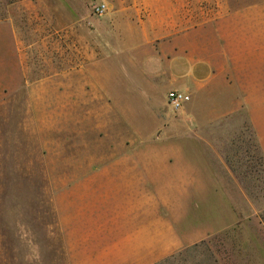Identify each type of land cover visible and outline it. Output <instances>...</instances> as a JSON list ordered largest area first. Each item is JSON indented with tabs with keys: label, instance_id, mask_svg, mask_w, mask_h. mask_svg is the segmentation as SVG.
Wrapping results in <instances>:
<instances>
[{
	"label": "rangeland",
	"instance_id": "rangeland-1",
	"mask_svg": "<svg viewBox=\"0 0 264 264\" xmlns=\"http://www.w3.org/2000/svg\"><path fill=\"white\" fill-rule=\"evenodd\" d=\"M256 1L227 2L236 9ZM224 2L0 0V34H8L2 41L0 35V264H69L66 249L78 241L65 240L69 220L57 213L66 186L94 179L96 169L111 167V157L125 169L135 157L141 172L136 183L151 188L160 159L174 153L199 174L172 192L169 207L149 211L153 221L157 212L170 221L181 245L158 264H264V159L245 115L210 121L205 98L198 107L203 126L192 122L183 115L191 99L173 111L169 84L152 81L150 88L141 65L160 41L161 5L183 14L190 26L223 14ZM99 4L106 6L102 16L94 14ZM18 35L34 45L25 51L31 60L39 48L47 58L55 45L57 59L70 50L71 87L87 103L82 98L64 108L62 80L24 71ZM101 153L110 157L103 165ZM80 168L90 175L74 174ZM109 171L105 180H122L124 172ZM146 227L152 235L155 224ZM149 241L152 247L164 243Z\"/></svg>",
	"mask_w": 264,
	"mask_h": 264
},
{
	"label": "crops",
	"instance_id": "crops-1",
	"mask_svg": "<svg viewBox=\"0 0 264 264\" xmlns=\"http://www.w3.org/2000/svg\"><path fill=\"white\" fill-rule=\"evenodd\" d=\"M227 1L223 14L204 24L194 22L193 18L190 26H184L187 20L183 14L176 10L175 16L167 5H161L158 10L160 41L150 61L141 64L146 74L144 78L150 81V88H154L152 81L158 83L154 84L157 87L165 81L170 91L187 95L191 104L183 115L201 126L204 117L198 107L205 98L210 121L244 114L264 159V0L236 9L230 8ZM0 35L1 41L2 35L8 36L2 29ZM66 40H69V32L65 30L64 43ZM148 40L145 37L146 45ZM33 46L18 35V54L24 71L29 75H54L53 81L62 80L64 108L81 103L82 98L83 103H87L82 91L75 93L71 87V51L64 48L63 53L60 52L63 57L57 59L53 45L46 58L39 48L37 59L31 60L25 51ZM98 157L102 165L110 158L102 153ZM196 157L200 159L199 155H192L191 159ZM111 159V167L96 169L91 174L95 178L89 182L67 185L63 209L57 206V213L69 220L65 240L78 241L74 248L66 249L70 254L69 264H158L181 245L176 243L179 237L169 226L170 221L159 212L153 221L149 211L153 207L158 211L160 205L169 207L172 192L178 191L180 186L186 188L187 177L193 179L199 173L191 174L182 162L183 157L174 153L160 159L159 178L157 182L151 180L154 186L142 187L136 183L141 173L137 158L129 157L126 169L123 161ZM111 169L124 172L122 180L119 177L105 180ZM73 171L82 176L90 175L88 169ZM102 181L105 183H100ZM108 208H111L110 213ZM153 223L155 230L151 235L146 230L152 227L146 224ZM137 225L138 232L134 230ZM146 234H149L147 238ZM152 237L164 241L163 246L152 247L149 241Z\"/></svg>",
	"mask_w": 264,
	"mask_h": 264
},
{
	"label": "built area",
	"instance_id": "built-area-1",
	"mask_svg": "<svg viewBox=\"0 0 264 264\" xmlns=\"http://www.w3.org/2000/svg\"><path fill=\"white\" fill-rule=\"evenodd\" d=\"M106 11V6L104 4H99L94 7V14L96 16H102ZM168 103L171 105L173 111H180L184 104L189 101V97L177 91H169L167 93Z\"/></svg>",
	"mask_w": 264,
	"mask_h": 264
}]
</instances>
